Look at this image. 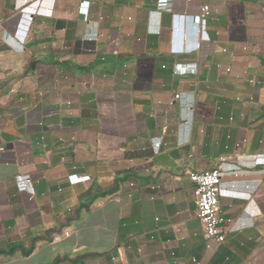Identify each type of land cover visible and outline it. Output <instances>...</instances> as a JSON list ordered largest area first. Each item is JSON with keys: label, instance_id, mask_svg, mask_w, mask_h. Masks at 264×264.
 I'll return each instance as SVG.
<instances>
[{"label": "crops", "instance_id": "obj_1", "mask_svg": "<svg viewBox=\"0 0 264 264\" xmlns=\"http://www.w3.org/2000/svg\"><path fill=\"white\" fill-rule=\"evenodd\" d=\"M27 1L0 0V264H264V0ZM219 166L207 250L188 175Z\"/></svg>", "mask_w": 264, "mask_h": 264}, {"label": "built area", "instance_id": "obj_2", "mask_svg": "<svg viewBox=\"0 0 264 264\" xmlns=\"http://www.w3.org/2000/svg\"><path fill=\"white\" fill-rule=\"evenodd\" d=\"M81 1V0H78ZM21 7H31L27 0H23ZM34 11H36L34 9ZM210 14V6L208 4H204L200 7L199 12L191 17V26L194 28L196 34V41L194 43L193 49L194 51L200 52L207 45L200 35V25L201 22L204 21ZM151 15L158 16L157 13L151 12ZM157 19H153L150 17L149 19V28H154V33H158L157 28ZM81 41H96L97 37H83L80 38ZM226 73L231 72V68L227 67L225 69ZM198 73V64L197 63H175L173 67V74L177 76H185V75H196ZM248 84H252V80L246 81ZM180 98L179 94H175L173 96L174 100ZM252 98H250V101ZM231 120V118L229 119ZM152 149L155 153L158 152L159 143L153 142L152 140ZM253 163L264 164V156H255ZM238 175L236 174L234 169L230 171H224L221 166L206 170L204 172H192L188 175L189 180L194 185V196H195V207L197 218L202 226L204 238H205V248L207 250H214L215 248L220 247L226 238V225L230 222L228 220L219 205V194L221 188L224 184L225 179H234ZM68 182L71 185L80 184L87 182L89 177H77L76 175H70L67 178ZM231 183V182H230ZM16 186L19 191H27L31 195H34V191L30 182L29 176L20 177ZM129 187L133 188L134 184L130 183ZM233 187V186H232ZM152 189H155L153 187ZM65 237L69 235L68 232L63 234ZM54 241H60L61 235L55 236ZM174 256V253L171 254Z\"/></svg>", "mask_w": 264, "mask_h": 264}, {"label": "clouds", "instance_id": "obj_3", "mask_svg": "<svg viewBox=\"0 0 264 264\" xmlns=\"http://www.w3.org/2000/svg\"><path fill=\"white\" fill-rule=\"evenodd\" d=\"M182 28H178V29H173V35H172V44H176L179 43L181 44V38H183L182 36Z\"/></svg>", "mask_w": 264, "mask_h": 264}]
</instances>
